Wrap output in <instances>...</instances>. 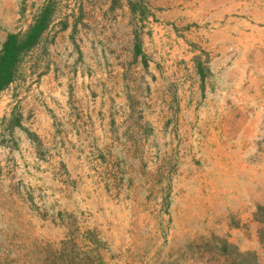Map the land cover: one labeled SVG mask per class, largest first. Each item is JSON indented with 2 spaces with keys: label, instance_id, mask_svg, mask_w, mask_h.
Wrapping results in <instances>:
<instances>
[{
  "label": "rangeland",
  "instance_id": "rangeland-1",
  "mask_svg": "<svg viewBox=\"0 0 264 264\" xmlns=\"http://www.w3.org/2000/svg\"><path fill=\"white\" fill-rule=\"evenodd\" d=\"M35 24L0 264H264V0H0V53Z\"/></svg>",
  "mask_w": 264,
  "mask_h": 264
},
{
  "label": "trees",
  "instance_id": "trees-1",
  "mask_svg": "<svg viewBox=\"0 0 264 264\" xmlns=\"http://www.w3.org/2000/svg\"><path fill=\"white\" fill-rule=\"evenodd\" d=\"M38 25L30 27L26 33L22 36L23 39L19 40L18 34H11L6 42L4 43L0 53V88L11 81L12 76L10 75L9 67L12 64V58L15 55V50L20 46L21 42L30 43L35 38L38 32ZM21 36V35H20ZM20 43V44H19Z\"/></svg>",
  "mask_w": 264,
  "mask_h": 264
},
{
  "label": "crops",
  "instance_id": "crops-1",
  "mask_svg": "<svg viewBox=\"0 0 264 264\" xmlns=\"http://www.w3.org/2000/svg\"><path fill=\"white\" fill-rule=\"evenodd\" d=\"M46 77V78H45ZM47 78H48V76L46 75H44V77H43V83H42V86L46 89V87H49V89H52L53 91H57L58 92V90H57V88H55L53 85H52V81H51V78L49 77V82L50 83H48V81H47Z\"/></svg>",
  "mask_w": 264,
  "mask_h": 264
}]
</instances>
